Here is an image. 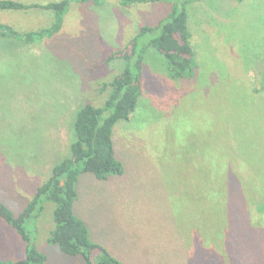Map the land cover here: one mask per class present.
<instances>
[{"label":"rangeland","instance_id":"1","mask_svg":"<svg viewBox=\"0 0 264 264\" xmlns=\"http://www.w3.org/2000/svg\"><path fill=\"white\" fill-rule=\"evenodd\" d=\"M172 4L73 2L51 38L0 34V198L16 215L70 155L76 108L104 105L111 91L102 85L126 66L118 55ZM186 7L193 76L170 77L165 56L147 50L136 109L113 129L125 171L108 180L82 173L74 211L124 264H264V212L256 207L264 196V0ZM53 20L51 10L0 9V22L21 32ZM217 191L226 207L216 208ZM44 204L27 223L44 264H86L49 242L55 204ZM25 255L26 242L0 218V264Z\"/></svg>","mask_w":264,"mask_h":264},{"label":"trees","instance_id":"2","mask_svg":"<svg viewBox=\"0 0 264 264\" xmlns=\"http://www.w3.org/2000/svg\"><path fill=\"white\" fill-rule=\"evenodd\" d=\"M89 1L97 6L105 2V0H60L47 3H24L16 0H0L2 10L38 8L51 10L54 14V20L48 27L26 32L0 22V34L16 37L27 43L51 38L62 30L64 16L71 3ZM117 1L122 6L162 1L173 2V4L164 21L156 26H142L130 41L129 52L118 55L119 59H124L126 66L110 82L102 85V90L110 89L111 91L104 105L95 106L92 103H86L76 108L72 128L70 126V155L51 167L49 176L37 187L23 210L16 215L0 198V218L10 224L26 242V255L16 260L14 264H44L47 260V256L35 244V230L27 226V223L34 221L41 214L45 201L55 204L56 226L48 239L50 243L57 244L69 255H82L86 264H124L103 245L91 239L87 223L75 213L74 206L79 196L77 183L82 173H92L100 180H108L110 175L124 173L125 167L116 157L113 129L118 121L130 120L132 112L136 109L142 94L144 58L150 47L157 49L165 56L170 77L180 79L193 76L194 48L191 44L192 31L188 23L189 15L186 5L198 0ZM202 195L206 194L201 192L199 200L203 198ZM221 197L217 191L214 199L216 208L226 207L223 200L219 201ZM258 197L261 198V202L258 200L256 207L260 212H264V202H262L264 196ZM208 198L212 204L213 195ZM224 231L220 228V239H224ZM228 252L227 250V255Z\"/></svg>","mask_w":264,"mask_h":264},{"label":"crops","instance_id":"3","mask_svg":"<svg viewBox=\"0 0 264 264\" xmlns=\"http://www.w3.org/2000/svg\"><path fill=\"white\" fill-rule=\"evenodd\" d=\"M6 200L4 199V202H5Z\"/></svg>","mask_w":264,"mask_h":264}]
</instances>
